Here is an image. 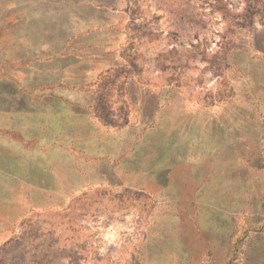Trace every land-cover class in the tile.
Returning a JSON list of instances; mask_svg holds the SVG:
<instances>
[{
  "label": "rangeland",
  "instance_id": "1",
  "mask_svg": "<svg viewBox=\"0 0 264 264\" xmlns=\"http://www.w3.org/2000/svg\"><path fill=\"white\" fill-rule=\"evenodd\" d=\"M0 264H264V0H0Z\"/></svg>",
  "mask_w": 264,
  "mask_h": 264
}]
</instances>
